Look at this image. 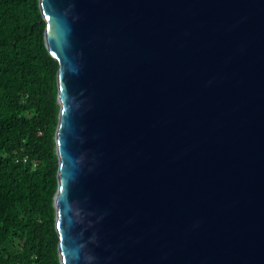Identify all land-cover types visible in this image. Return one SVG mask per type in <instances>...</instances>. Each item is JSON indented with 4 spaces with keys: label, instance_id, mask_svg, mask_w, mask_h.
<instances>
[{
    "label": "water",
    "instance_id": "water-1",
    "mask_svg": "<svg viewBox=\"0 0 264 264\" xmlns=\"http://www.w3.org/2000/svg\"><path fill=\"white\" fill-rule=\"evenodd\" d=\"M39 1L61 264H264V0Z\"/></svg>",
    "mask_w": 264,
    "mask_h": 264
},
{
    "label": "trees",
    "instance_id": "trees-1",
    "mask_svg": "<svg viewBox=\"0 0 264 264\" xmlns=\"http://www.w3.org/2000/svg\"><path fill=\"white\" fill-rule=\"evenodd\" d=\"M39 0H0V264H61L59 63Z\"/></svg>",
    "mask_w": 264,
    "mask_h": 264
}]
</instances>
